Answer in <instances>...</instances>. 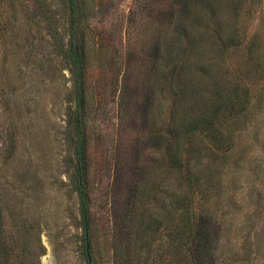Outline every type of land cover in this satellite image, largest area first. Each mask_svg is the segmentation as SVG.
Returning <instances> with one entry per match:
<instances>
[{"label": "rangeland", "instance_id": "1", "mask_svg": "<svg viewBox=\"0 0 264 264\" xmlns=\"http://www.w3.org/2000/svg\"><path fill=\"white\" fill-rule=\"evenodd\" d=\"M76 1L96 264H264V0ZM70 22L67 0H0L7 264H88Z\"/></svg>", "mask_w": 264, "mask_h": 264}, {"label": "trees", "instance_id": "2", "mask_svg": "<svg viewBox=\"0 0 264 264\" xmlns=\"http://www.w3.org/2000/svg\"><path fill=\"white\" fill-rule=\"evenodd\" d=\"M181 7L185 9L189 0H180ZM70 13H71V22H70V39L68 48L65 50L64 54L67 56L71 68H72V76L74 82V96L76 102V113H75V138H74V154L76 158V178H77V192L80 204V210L83 221V248L84 255L88 264H96L95 257L93 254V242H92V234H91V221L89 219L90 213V203H89V195L85 184L83 183L85 177V150H84V140H83V129L81 127L80 116H79V107L82 100V94L84 90V73H83V51L81 50V44L77 43L75 40V25L77 23V19L75 18L78 12V6L76 0H67ZM184 73V72H183ZM220 97H217V102L214 107V113L211 115V119H215L219 111L224 110L229 111V104L224 99L225 102H219ZM232 109V108H231ZM224 113H227L226 111ZM195 119L193 122L196 123L195 130L198 129L200 134L205 133L207 135H212L213 130L215 128L212 125V120L208 118V116H204L202 113L199 115V119L196 122ZM198 125V126H197ZM194 129V128H193ZM1 216V213H0ZM9 249L5 243H0V263L1 259L4 258V263L7 264V259L5 256H8Z\"/></svg>", "mask_w": 264, "mask_h": 264}]
</instances>
